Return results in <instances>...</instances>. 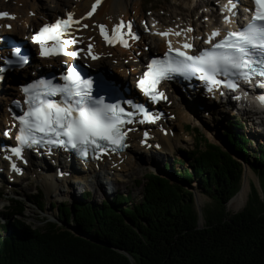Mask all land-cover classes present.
<instances>
[{
  "label": "trees",
  "instance_id": "16d2710c",
  "mask_svg": "<svg viewBox=\"0 0 264 264\" xmlns=\"http://www.w3.org/2000/svg\"><path fill=\"white\" fill-rule=\"evenodd\" d=\"M234 125L224 130L226 148L184 126L197 137L188 167L147 173L138 202L119 194L94 206L83 197L52 206L64 226L31 229L14 218L9 222L24 210L11 200L2 215L0 264H264V149L250 164L246 135ZM243 164L255 169L262 197L250 183L245 207L229 214L226 205L241 188ZM181 183H196L214 204L202 213L200 226L194 197Z\"/></svg>",
  "mask_w": 264,
  "mask_h": 264
},
{
  "label": "snow or ice",
  "instance_id": "6c2138e0",
  "mask_svg": "<svg viewBox=\"0 0 264 264\" xmlns=\"http://www.w3.org/2000/svg\"><path fill=\"white\" fill-rule=\"evenodd\" d=\"M254 9L249 22L242 28L229 30L223 34V38L212 43V38L220 36L219 30L211 33L210 39L205 41L211 44L210 50H203L198 55H190L188 51L173 48L168 43V51L163 59H152L146 66L143 77L138 81V87L153 102L166 99L158 90V85L164 80H170L174 76L190 78L199 74L198 78L208 85V91L213 88L225 87L236 91L239 87L238 80L251 82L253 77L264 78V0H252ZM101 0H94L91 10L80 19H74L72 13H67L66 18H57L51 24H45L32 36V42L39 46V55L47 58L56 55L77 57V51H68L67 47L79 41L71 37L69 31L73 25L79 28H87L81 24V20L93 16ZM236 0H228L225 9L235 15ZM0 19H15L7 12H0ZM225 23H231L229 16L224 17ZM10 28L11 25H5ZM100 34L108 45L115 46L119 43L127 47L124 39V29H129L128 35L137 39L130 31V25L123 22L114 25L111 34L105 25L97 26ZM168 32L157 33L167 36ZM187 31H192L191 28ZM180 35V33H175ZM186 50L193 45L185 43L182 46ZM88 54L91 58L92 45H88ZM29 62V57L22 55L19 47H13L9 57H0V64L8 67H23ZM4 68L0 67V72ZM218 76L224 77L223 80ZM63 84L53 83L51 80L38 79L21 87L24 94V103L27 110L22 115L15 116L19 122V131L15 136L16 145L6 149L10 156L23 161L25 149H31L41 144L70 148L83 155H87L89 148L105 152L109 146L113 150L124 146L127 132L123 130L125 124L133 123L134 112H125L118 103H105L104 97L94 98L92 93V81L83 79L74 67L67 68V74L60 77ZM261 86H264L262 84ZM59 96V101L50 97ZM239 99V97H235ZM261 106H264V94L256 97ZM19 106V101L14 102ZM127 103L147 119V112L143 105ZM152 118L149 122H154ZM144 122V121H141ZM132 129H128L131 131ZM8 135L7 132L4 133ZM26 163V161H23ZM11 168L20 173L21 169L13 162Z\"/></svg>",
  "mask_w": 264,
  "mask_h": 264
},
{
  "label": "rangeland",
  "instance_id": "374dc122",
  "mask_svg": "<svg viewBox=\"0 0 264 264\" xmlns=\"http://www.w3.org/2000/svg\"><path fill=\"white\" fill-rule=\"evenodd\" d=\"M1 0L0 2V9L6 8L7 10L15 12H23L22 6L19 1L26 2L27 4H32L36 7H42L44 8V12L51 13L53 12L54 4L53 2H56L57 0H8L6 3L3 4ZM61 1V0H59ZM67 4L66 7L69 6L70 3L76 1V0H64ZM133 4L135 1L138 4L137 6H133V8L137 9L138 14L135 16L136 24L140 25L139 21L142 18H145V16L148 15H154L157 16L162 20L163 25H170L171 23H176L181 18L185 23H194L195 25H198L203 27V30H205L204 27V19L206 18L205 12L207 11L206 8H201L197 12L193 10L195 5H202L201 0H192V3H189L188 6L183 8V2L188 3L189 0H130ZM134 1V2H133ZM62 2V1H61ZM195 2V3H194ZM3 5V6H2ZM73 5V3L71 4ZM192 6V7H191ZM214 7V5H213ZM21 8V10H20ZM192 8V9H191ZM142 9V10H141ZM150 10V11H149ZM25 11V10H24ZM215 11V10H214ZM216 13V12H215ZM133 14V13H132ZM44 15V14H43ZM42 15L37 16V22H40L38 20V17L41 18ZM52 18V17H51ZM168 19V20H167ZM145 20V19H142ZM187 20V22H186ZM198 21V22H197ZM139 52H143L142 47L139 46L138 49ZM150 51V50H149ZM113 52H116L115 56L118 57V55H121L116 50H113ZM137 52V51H136ZM123 56L125 57V60L129 61L130 54L123 51ZM142 59L143 56L140 55L139 59ZM120 61L129 63L124 60ZM104 65L109 69V71H113V73L118 74L116 71H114L112 68L116 64V61H103ZM35 72V69L27 70V75L32 76V73ZM12 78L10 80H7V84L5 85L7 88V91L10 90V86H16L13 85L15 82L21 83L20 79H16L13 77V74L11 75ZM20 78V76H18ZM22 77H24L22 75ZM9 87V88H8ZM176 98L179 101V105H181V108L184 112L188 111L189 118L185 120L183 118L179 117V115L176 112V108H180L179 105H174L170 107V110L173 112L174 117L168 118L172 125V131L175 134V138H179V143H177L174 147V149L177 147L176 150L173 149L171 153H164L159 152L155 148L156 154L153 153V156H151L149 153L140 152L135 157L136 166H133L132 173L127 172L126 174L122 175L121 179H112L111 177L108 180V183H110L109 186H104L103 184H100V181L102 183H105V179H101L103 177V174L100 173V179L98 186L90 185L85 187V190L81 192V187H76L75 190L71 187V185H65L62 187V184L59 183V188H62L63 190L66 188L68 191H66V196L64 195H58L57 192H54L53 190L48 194L43 187L39 186L36 181V175L32 174V171L28 168L25 172V177L20 178L18 183H15L11 185L8 182V179L4 178V175L1 177L2 182L0 183V235H1V224L6 221L7 218H4L2 215L6 213V208L8 206H12L11 200L14 201H20L24 204V210L20 215H12L9 218V222L12 221V219H16L19 222L23 223L25 226L31 229H42L46 226L48 223H54L58 226H64L62 223H59L57 220V210L51 209L54 205H63V206H70V204L78 203L82 201V196H84V192L90 193V198L87 200L88 203H92L94 206H100L102 202H111L112 199L115 197V195H127L129 198L134 201L138 202L142 197V190L141 187L144 183V179L147 173L149 172H155L158 174H163V170L165 167H172L175 166V168L178 170V167L181 166L182 169L188 167L189 161L186 158L189 155V152L193 149V146H195V139L194 134L191 132H186L184 130V126L192 125L193 127L197 128L204 136V138L216 142L220 144L223 148H226V145L224 143V130L228 127L230 122H236L237 125H234L238 132L244 133L246 135V139L248 140V146L246 148L245 154L249 157V163L251 164L253 160L255 159V156L258 155L259 149H264V134H261L260 136L257 133H260L256 129H259V127L252 123L251 120H247L244 115H241V112H225L223 108H215L214 106H210L211 104L207 102H201L199 104H192L190 99H185V97L176 96ZM188 100V101H187ZM204 100V99H203ZM196 105V106H195ZM216 105V104H212ZM193 106V107H192ZM191 110V111H190ZM264 128V127H263ZM172 133V134H173ZM147 154V155H146ZM238 158L237 156H235ZM177 160H180L178 163ZM183 165V166H182ZM49 166L52 167L51 163H49ZM249 168L246 164H243V174L245 173V170ZM248 181H249V191L247 193V199L250 194V183L254 185V187L257 188L258 193L260 197H262V193L259 187V181L258 177L255 175V169H250ZM254 171V172H253ZM50 172H52L50 170ZM172 178V174H170ZM49 182L54 180L50 177L46 178ZM51 179V180H50ZM60 179V178H59ZM242 183V181H241ZM184 186V189L187 192H190L194 197V206L196 211L200 213V218L202 213L209 208H212L214 205L212 200L204 195L200 189V187L196 183H192V185L188 186L185 183H181ZM71 189L73 190L71 192ZM79 190V191H78ZM240 190V189H239ZM109 193H106L108 192ZM35 192H39L37 199L32 197V195ZM246 199V202H247ZM200 200V201H199ZM40 202H44V205L42 208L39 204ZM199 202V203H198ZM245 204L239 209L234 210L233 207L228 206V203L226 205V212L229 214H234L237 212H240L246 205ZM197 203L199 205H197ZM200 222L202 224V219H200ZM11 223H8V229L5 231L8 233L11 230ZM71 225L69 224L68 227ZM71 228V227H70ZM5 235V233H3ZM2 236V235H1Z\"/></svg>",
  "mask_w": 264,
  "mask_h": 264
},
{
  "label": "bare ground",
  "instance_id": "6f19581e",
  "mask_svg": "<svg viewBox=\"0 0 264 264\" xmlns=\"http://www.w3.org/2000/svg\"><path fill=\"white\" fill-rule=\"evenodd\" d=\"M61 1L57 0L56 2H53V3H55L53 8L57 12L58 11H69V10H71L73 13L77 14L78 16L89 11L91 8V4L94 2V0H76V1L72 2L73 5H71L72 3H70L69 6L66 7L67 3L64 0H61ZM19 2L21 4V6L23 7L22 8L23 12H21V13L15 12L14 13L15 15H17V17L14 21H11L12 29L10 31H5L3 29V24L5 22L4 21L1 22L0 24L2 26V29L0 30V35H3V34L21 35L22 33L26 32L28 29H31V28L35 29L42 22L47 21L48 20L47 18H49V16H51V14H52L49 12L45 13L43 6L42 7L39 6V7L35 8V6L32 4H27L26 2H21V1H19ZM136 3L137 2L135 1V3L133 4L130 0H102V3L99 5L98 8H96V11L94 12L93 17L90 20L85 21L84 24L88 25L89 29L93 28L95 31H100L99 28L97 27L98 25H105L107 30L109 32H111V29L114 25H117V24H120L121 22H123L124 24L130 25V30L135 31V33L138 34L139 37L143 39L144 36L142 35V32L139 31L140 27L135 28L131 24V22H129V21H132L135 18V16L138 14L137 9L133 8V6L138 5ZM189 3L193 4V1L189 0L188 3L183 2L182 3L183 8L188 6ZM201 4L202 5H200V4L195 5L193 10L195 12H197L202 7L210 6L211 1L210 0H201ZM196 6L198 7V10H197ZM67 8H69V9H67ZM20 10H21V8H20ZM210 11L212 12V10H210ZM211 12L208 13L207 19L205 21H207V22L209 21L208 19H210L209 17L212 14ZM41 14H42L41 21L37 22L36 18H37V16H40ZM52 16L57 18L56 14H53ZM180 18H181V16H180ZM180 18H177V19H180ZM180 22H183L182 19L180 20ZM186 22H187V20H186ZM149 26L151 27L152 30L161 31L164 29V28H161L160 25H158L152 19L150 20ZM18 28L22 29L21 33H19L20 29H18ZM206 28H207V31L205 32V35L208 34L210 31V27L208 25H206ZM82 32L87 33L88 37L91 36L90 33L85 32L84 30ZM197 39H198V35L195 37L196 41H197ZM152 41H154L158 45L157 51L164 52L166 50V48H168V46L165 45V43L161 37L153 38ZM91 43H93L94 49L99 54H101L102 59H103V56L106 55L107 52L110 50V48L107 47V45H105L99 38L96 39L93 37ZM137 43H139V40L137 41ZM139 44L141 45V43H139ZM142 46H146L145 42H143ZM131 49L136 50L135 47H132ZM117 50L119 52H123L120 49H117ZM132 60L133 61L129 60V63H125V62L120 61L118 67L112 68L114 71H116L118 74H120V76H117L120 81L125 82L128 79H132V76L136 73L137 69L142 68L141 64L143 62H141V60L140 61H137V59H132ZM103 61L104 60L99 61L96 64V66L100 67L101 64L104 65ZM69 62L70 61H68V63ZM48 64H54V61L51 59L47 60V61L41 60V61H38L36 64H34V63H32V65L29 64V67H31L32 69H35L37 66H43V65L45 66ZM27 70H28L27 68H24L23 70H21V72H20L21 76L23 75V76L28 77L29 75H27ZM16 72L17 71H15V73ZM11 78H12V76H10L8 78V80H10ZM0 88H2V94L0 95V128H3L6 126V122H7L6 121L7 118H4V116H6L5 113H6L7 105L11 99L16 98L18 96L19 90L15 86L14 87L10 86L11 91H7L5 84L4 85L2 84ZM169 96L172 100H174V102H173L174 105L175 104L179 105V101L177 100L176 95L173 94V92L170 93ZM169 101H170V99L167 100V103H169ZM190 101L192 104H199L202 102L200 97L195 98L196 102L194 100H191V99H190ZM173 104L171 102L170 104H168V106L172 107ZM179 106H180V108H176V112L179 115V117L181 118V120L183 118H185V120H186L187 118H189V113H188V111L184 112L181 108V105H179ZM250 114H251V112L247 111V112H243L241 115H244L245 118L248 120V118L250 117ZM259 122L261 125L264 126V121L259 120ZM172 125L173 124L171 122H169V124L164 123L160 128L154 127L152 129L153 130L152 131L153 138H150V140L148 141L147 146H146L148 148L141 147L139 145V141H138L139 134L138 133H132L130 136V142H131L130 147L124 153H122L118 156H109L103 160H100L99 164H98L99 165L98 171L101 170V172H105L109 175L108 178L111 177L112 179L117 180V179H121L122 175L126 174L127 172L132 173L133 166H136L135 157L138 155V153L144 152V153H149L151 156H153L155 149L159 152L171 153L173 151L175 145L177 143H179V138H175L174 133L171 135L170 126L172 127ZM262 134H264V132H262ZM176 149H177V147L174 150H176ZM154 154H156V152ZM42 165H44L42 162L35 163V164L32 162L29 164V166H30L29 169L32 171V174L36 175L37 179L35 182L39 186L43 187V189L48 194L53 190L54 192H57L58 195L66 196V191H68V190L66 188L64 190L62 188H59V183L62 184V187L70 184L71 187L73 188V190H75V186L78 188H79V186L86 187V186L91 185V184L92 185L96 184L98 186L99 179L97 177V174H99V172H97V169L95 166H93V169L91 167H89L92 169L89 171H85V169H82V173L79 174L78 179L76 177L72 180L73 177L64 178V177H66L64 173L67 172L69 169H71L74 172H77V168H75V166L72 165L71 163H70V166L66 165L65 163L58 164L59 167H63V170L60 172V174H58V176L62 179L60 180V179L56 178V176L54 175L55 179L49 182L46 178H48V177L51 178V176L50 175H44V173H40L38 171V168L41 167ZM29 166H27V167H29ZM249 173H250V170H249V168H247L245 170V173L243 174V177H242V184H241L240 190L235 194V196L228 203L229 208L233 207L234 210H239L245 204L246 199H247V193L249 191V181H248ZM14 178H15V180H12V182L18 183L20 178H17V177H14ZM100 184H103L104 186L110 185V183H108V182L107 183L100 182ZM73 190L71 189V192ZM106 193H109V191ZM198 203H197V205H199Z\"/></svg>",
  "mask_w": 264,
  "mask_h": 264
},
{
  "label": "water",
  "instance_id": "95a60500",
  "mask_svg": "<svg viewBox=\"0 0 264 264\" xmlns=\"http://www.w3.org/2000/svg\"><path fill=\"white\" fill-rule=\"evenodd\" d=\"M211 142H213V141H211ZM214 143H216V142H214ZM217 144H218V143H217ZM219 145H220V144H219ZM242 176H243V173H242ZM241 181H242V180H241ZM234 196H235V195H234ZM234 196H233V197H234ZM233 197H232V198H233ZM232 198H231V199H232ZM231 199H230V200H231ZM198 215H199V221H198V224H199V226H200V225H201V222H200V219H201V218H200L199 210H198Z\"/></svg>",
  "mask_w": 264,
  "mask_h": 264
}]
</instances>
